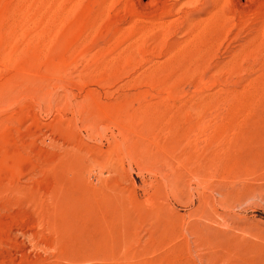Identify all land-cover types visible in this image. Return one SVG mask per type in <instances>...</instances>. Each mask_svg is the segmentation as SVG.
Segmentation results:
<instances>
[{"label": "rangeland", "instance_id": "374dc122", "mask_svg": "<svg viewBox=\"0 0 264 264\" xmlns=\"http://www.w3.org/2000/svg\"><path fill=\"white\" fill-rule=\"evenodd\" d=\"M194 1L0 0V264H264V0Z\"/></svg>", "mask_w": 264, "mask_h": 264}, {"label": "bare ground", "instance_id": "6f19581e", "mask_svg": "<svg viewBox=\"0 0 264 264\" xmlns=\"http://www.w3.org/2000/svg\"><path fill=\"white\" fill-rule=\"evenodd\" d=\"M181 2V4H180V7L181 8H183V7H187V6H192L193 4H194V0H178V2ZM141 5V4H140ZM139 5V6H140ZM195 5V4H194ZM138 8V7H137ZM178 8V7H177ZM137 12V11H136ZM140 12V11H139ZM138 14H140V13H138ZM137 14V15H138ZM220 14V13H219ZM142 17V16H141ZM141 17H140V19H141ZM143 18V17H142ZM151 18V17H150ZM144 19V18H143ZM195 19V16H190L189 18H188V20H187V22L188 23H190V25H191V29L189 30V33H188V38L185 40V42H184V45L183 46H187V45H189V44H192V43H194L195 41H196V35H197V33H196V26H199V25H201V24H204V23H207V21L208 20H206V19H199L198 21H196V22H194L193 20ZM147 20V19H146ZM137 21H141V20H139V19H137ZM145 21V20H144ZM147 22H151V23H153V21H147ZM186 22V21H185ZM186 22V23H187ZM187 23V24H188ZM141 24V23H140ZM149 24V23H148ZM142 25V24H141ZM145 25V24H144ZM157 25H160L161 27H163L164 25H165V28L166 27H168L169 26V24H167V23H165V22H163V23H158ZM196 25V26H195ZM187 26V25H186ZM158 27V26H157ZM189 27V26H188ZM201 26H199V28H200ZM207 28V27H206ZM199 30V29H198ZM205 30V29H204ZM196 34V35H195ZM199 34V33H198ZM201 34V33H200ZM199 37V36H198ZM197 43V42H196ZM198 44V43H197ZM191 46V45H190ZM183 49H185V48H183ZM179 53V52H181L180 51V48H176L175 50H173L172 51V53ZM183 53H184V51H182Z\"/></svg>", "mask_w": 264, "mask_h": 264}]
</instances>
